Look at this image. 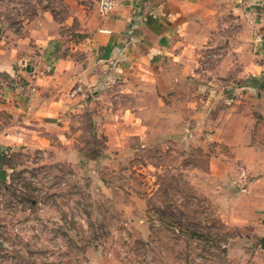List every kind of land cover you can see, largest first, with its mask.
<instances>
[{"label":"rangeland","instance_id":"obj_1","mask_svg":"<svg viewBox=\"0 0 264 264\" xmlns=\"http://www.w3.org/2000/svg\"><path fill=\"white\" fill-rule=\"evenodd\" d=\"M46 7L64 13L59 0H0V26L21 35ZM227 40L191 67L187 53L164 61L157 83L102 76L58 106L49 100L28 130L47 140L7 153L0 264H264V235L247 233L264 223V181L242 174L213 133L230 100ZM29 44L21 52L40 56Z\"/></svg>","mask_w":264,"mask_h":264},{"label":"crops","instance_id":"obj_2","mask_svg":"<svg viewBox=\"0 0 264 264\" xmlns=\"http://www.w3.org/2000/svg\"><path fill=\"white\" fill-rule=\"evenodd\" d=\"M59 3L62 16L41 9L24 18L21 35L0 26L18 36L7 40L0 35V110L9 118L0 128V168L6 170L3 151L47 140L28 130L48 117L49 100L55 98L58 106L67 94H81L85 84L97 85L102 76L157 83L164 61L175 62L187 53L191 67L194 54L227 36L220 63L231 69L223 92L230 100L217 106L220 122L214 137L240 160L243 174L251 171L254 181H264V0H114L105 13L98 0ZM233 22L234 28L223 30ZM31 38L40 56L23 52L33 49ZM247 229L248 235H264L261 221Z\"/></svg>","mask_w":264,"mask_h":264},{"label":"built area","instance_id":"obj_3","mask_svg":"<svg viewBox=\"0 0 264 264\" xmlns=\"http://www.w3.org/2000/svg\"><path fill=\"white\" fill-rule=\"evenodd\" d=\"M113 5L114 0H98V9L102 13L110 11L113 8Z\"/></svg>","mask_w":264,"mask_h":264},{"label":"trees","instance_id":"obj_4","mask_svg":"<svg viewBox=\"0 0 264 264\" xmlns=\"http://www.w3.org/2000/svg\"><path fill=\"white\" fill-rule=\"evenodd\" d=\"M8 149H10V148H8ZM10 151H11V149H10ZM7 153L5 151L2 152V156H3V159H4V165L5 166L7 165V157H8V154ZM5 178H6V170L0 168V181L1 182L4 181Z\"/></svg>","mask_w":264,"mask_h":264},{"label":"water","instance_id":"obj_5","mask_svg":"<svg viewBox=\"0 0 264 264\" xmlns=\"http://www.w3.org/2000/svg\"><path fill=\"white\" fill-rule=\"evenodd\" d=\"M262 45H263V48H264V42L262 43Z\"/></svg>","mask_w":264,"mask_h":264}]
</instances>
